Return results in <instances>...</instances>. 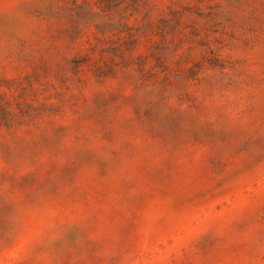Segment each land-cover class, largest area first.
Listing matches in <instances>:
<instances>
[{
    "label": "rangeland",
    "instance_id": "rangeland-1",
    "mask_svg": "<svg viewBox=\"0 0 264 264\" xmlns=\"http://www.w3.org/2000/svg\"><path fill=\"white\" fill-rule=\"evenodd\" d=\"M0 264H264V0H0Z\"/></svg>",
    "mask_w": 264,
    "mask_h": 264
}]
</instances>
